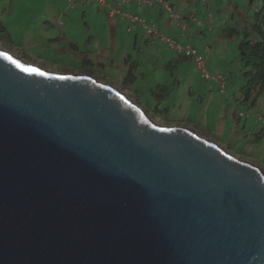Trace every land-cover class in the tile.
I'll return each instance as SVG.
<instances>
[{
  "label": "water",
  "instance_id": "obj_1",
  "mask_svg": "<svg viewBox=\"0 0 264 264\" xmlns=\"http://www.w3.org/2000/svg\"><path fill=\"white\" fill-rule=\"evenodd\" d=\"M0 264H264V169L0 47Z\"/></svg>",
  "mask_w": 264,
  "mask_h": 264
},
{
  "label": "crops",
  "instance_id": "obj_2",
  "mask_svg": "<svg viewBox=\"0 0 264 264\" xmlns=\"http://www.w3.org/2000/svg\"><path fill=\"white\" fill-rule=\"evenodd\" d=\"M169 1L175 9L182 11L178 18L168 16L165 8L158 1L150 5L144 0H107V4L102 5L97 0H3L0 1V22L11 33V44L21 47L22 50L46 57L52 62H62L67 65L73 62H80L81 65L91 64L92 68L87 69L84 66L80 68L69 65V67L85 72L92 71L108 80L121 83L118 77L125 78L129 64L135 61L137 76L134 85L140 88L139 91L144 89L154 91L157 85H165L170 89L169 84L177 86L185 81L189 88L187 87L183 93L176 92V87L170 94L169 89L162 88L155 96L159 99L160 94H165L163 98L174 95L172 100L178 101L177 108L174 109L193 114L189 121L194 122L195 126L198 125L194 120L195 112L199 110L198 112L208 117L209 111L204 110L205 113L202 111L204 101L196 109L192 108L195 103L191 105V101H195L196 96L206 97L207 101L214 104L213 111L220 109L226 112V116H223L224 120L226 119L223 137L214 135L216 139L226 143V141L230 142L229 139L233 136L245 138L254 136L248 142L251 145H254L253 142L260 144L259 150L264 153V123L258 117V111L264 114L260 107L261 98L258 104H251L243 99L240 92V87L244 83L243 62L237 64L231 62L228 56L224 59L217 54L215 57H210L208 50L203 51L197 46L199 42L197 36H203L206 29H210L216 14H213L212 24L208 20L204 23L195 14V6L201 2L202 10L205 12L208 7L215 4L211 0ZM229 1L232 5L231 20L237 18L242 26L246 25L249 10L240 8L237 2ZM133 14H138L147 23L154 20L158 29L177 43L185 45L191 43L205 54L214 74L228 73L226 91H220L215 82L203 78L191 56L179 54L169 42L151 43L144 24L131 20L130 15ZM229 26L228 24L226 27ZM205 35L210 37L206 40V44L202 45H206L207 48L214 46L217 41L216 35L210 33ZM185 62L187 64H184ZM234 65L237 70L235 80ZM189 67L197 72L195 76ZM158 70L161 73L160 77L156 75ZM168 71L170 74L166 75ZM147 75L150 79L141 83ZM137 79L139 84L136 83ZM159 86L156 88H160ZM233 106L234 114L228 116ZM183 117L187 119V116L183 115ZM253 118L260 122L261 128L255 129L257 123ZM204 134L211 135L207 132ZM252 155L254 156V152Z\"/></svg>",
  "mask_w": 264,
  "mask_h": 264
},
{
  "label": "rangeland",
  "instance_id": "obj_3",
  "mask_svg": "<svg viewBox=\"0 0 264 264\" xmlns=\"http://www.w3.org/2000/svg\"><path fill=\"white\" fill-rule=\"evenodd\" d=\"M1 2L3 0H0ZM234 3L237 2L239 4L240 8H246L247 10H249V16L248 19L246 21L247 25H241L239 23V20L236 18V20H231L230 18V10L232 8V5L230 4L229 0H211L212 3H214V6L208 7L207 10L205 12H203L202 10V4L201 2H199L196 6H195V14L197 15L198 18L202 19V21L204 23H207V20L209 21V15L208 13L211 11L213 12V14L215 16L214 18V22L213 25L210 27V29H206L205 33L203 34V36H197L198 39V44L197 46L200 47L201 50L206 51L208 50L209 52V56L210 57H215L216 54L218 57H222L224 59H226L225 56H228V58H230V60H232L231 62H235L237 64H240V62H242L241 59V51L239 49V42L241 40V37L243 36V33L246 32H250V35L253 37L255 35V38H259L261 37V35H259L257 32H255L254 30V24L256 22V12L262 7L264 6V0H232ZM200 6V10L198 11V7ZM217 6V7H216ZM219 10V11H218ZM1 20V18H0ZM53 22L55 23L54 19ZM230 26H235L238 27L239 30L241 31V34L236 33L233 37H228L226 36V34L228 33L229 29L226 27L227 25ZM225 27H226V32H225ZM54 31L57 32L56 29H53ZM15 33V32H14ZM210 33V35H216V42L214 46H207L206 45H202V44H206V40L209 39V35H205ZM202 39L204 42H202ZM196 42V43H197ZM0 47L4 48L6 50H8L9 52L13 53L14 55L22 58L23 60H25L28 63L37 65L41 68L47 69V70H51V71H55V72H61V73H87V74H91L93 76H95L96 78H98L101 81L110 83L115 85L116 87H118L121 91H123L131 100H133L135 103H137L141 108H143L146 113L157 123L162 124V125H185L190 127L191 129L198 131L199 133H201L202 135H206L207 137L214 139L215 141H217L219 144H221L222 146H224L227 150H229V152L233 153L234 155H236L237 157H240L242 159H246L249 160L251 162H254L258 165H260L263 169H264V153L262 151L259 150L260 144H257L256 142H253L254 145L252 147V145L248 142L250 140H252L254 138V136H249L248 138L245 137H241V136H233L230 142L226 143L223 140H219L216 139V137H214V135L219 136L220 138L223 137V133L225 130V121L223 116H226V112L225 110H220V109H216L215 111H213L214 109V104L210 101H207L205 98L206 97H202L200 98L199 96L195 97V101L192 100L191 105H193V103H195V106H193V109H196L197 107L201 106V104L203 103L202 101H204V103L202 104V111L204 112V110L207 112L209 111V115L207 117L204 116V114L202 112H195V122L198 123L197 126H195L194 122L189 121L190 117L193 115L187 114L186 112L184 113L183 110H176L174 108L176 107V102H174V100H172L175 96L171 95L170 97H165L163 99H158L155 94L159 93L161 91L162 88L165 87V85H157L156 87H160V88H156L154 91H150L148 89H144L139 91L136 85H134V83L129 82V81H125L122 77H118V81L116 82L114 80H108L104 77H101L97 74H95L92 71H88L85 72L81 69L78 68H73L75 66H79L80 68H82L84 66L85 69L87 68H92V65H81L80 62H73L70 63L69 65L73 66V67H69V65L62 63V62H52L46 59V57L37 55V54H33L30 53L29 51H24L21 49V47L15 46L13 44H11V42H7L4 39H0ZM45 58V59H44ZM227 58V59H228ZM184 64H187L186 62ZM190 68V67H189ZM192 70V74L195 76V73H197L195 70H193L192 68H190ZM233 72H235L236 74L234 75V80H235V76L237 77V70H236V66L234 65V70ZM199 73V72H198ZM166 75L170 74V72L168 71L167 73H165ZM157 77L161 76L160 70H158V72L156 73ZM150 79V77L147 75L146 79H142L141 83H144L145 81H148ZM237 81V80H236ZM160 82V81H159ZM183 84H178L177 86H174L172 84L170 89H169V94L174 90L176 92H181L183 93L186 88L188 87V83H185V81H183ZM136 83L139 84V81L137 79ZM135 83V84H136ZM164 84H167L166 82H163ZM168 85V84H167ZM186 85V86H185ZM189 88V87H188ZM168 94V95H169ZM157 98V99H156ZM157 105L160 108V111L155 112V108H157ZM260 107L262 108V110L264 111V93L261 96V103H260ZM165 108H168L169 111L168 112H163V110ZM209 109V110H208ZM205 113V112H204ZM234 114V106L230 109L229 111V115H233ZM184 116H187V119H185ZM256 115H257V111H256ZM223 119H222V118ZM221 118V119H219ZM254 122L256 121L255 118ZM256 127L255 129H258V127H262V125L260 124V122L257 120L256 121ZM264 128V126H263ZM204 132L207 133H211L210 134H204ZM249 139V140H247ZM263 139H264V134H263ZM231 145V146H229ZM263 147V146H262ZM245 148V149H243ZM253 148V149H252ZM254 150V151H252ZM252 152H254V156L252 155Z\"/></svg>",
  "mask_w": 264,
  "mask_h": 264
},
{
  "label": "trees",
  "instance_id": "obj_4",
  "mask_svg": "<svg viewBox=\"0 0 264 264\" xmlns=\"http://www.w3.org/2000/svg\"><path fill=\"white\" fill-rule=\"evenodd\" d=\"M256 22L254 24V30L261 37H252L250 32H244L239 42V49L241 53V61L243 62V79L244 83L240 87V92L245 101H249L251 104H258L259 99L264 93V6H262L256 13ZM247 25V23H246ZM227 36L233 37L236 33L241 34L238 27L229 26ZM0 39H4L7 42L12 41L11 33L0 22ZM137 64L132 61L129 64V70L125 76V81L134 83L136 80ZM164 89H169L165 86ZM165 94H160V98ZM159 98V99H160ZM160 111L159 106L155 108V112ZM169 109L165 108L163 112H168ZM264 115V114H263Z\"/></svg>",
  "mask_w": 264,
  "mask_h": 264
},
{
  "label": "built area",
  "instance_id": "obj_5",
  "mask_svg": "<svg viewBox=\"0 0 264 264\" xmlns=\"http://www.w3.org/2000/svg\"><path fill=\"white\" fill-rule=\"evenodd\" d=\"M76 1V0H72ZM102 5L107 4V0H97ZM146 3L152 5L154 1L160 2L165 8L168 16H172L174 18H178L181 16L182 11L175 9L173 4L169 0H144ZM209 21L212 24L213 22V12H209ZM132 21L142 22L146 28L148 39L151 43L158 42H169L172 44L179 54H184L187 56H191L194 60L195 66L201 73L202 77L207 80H212L217 84L220 91L225 92L227 89V80L228 73H219L214 74L208 64L205 54L201 53L196 47H194L191 43H187L186 45L183 43H177L172 37L168 36L166 33L158 29L154 20L151 23H147L144 19H142L138 14L130 15ZM259 119L264 123V115L258 111Z\"/></svg>",
  "mask_w": 264,
  "mask_h": 264
}]
</instances>
